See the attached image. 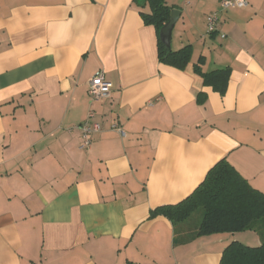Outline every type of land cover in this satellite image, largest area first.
<instances>
[{
	"label": "crops",
	"instance_id": "crops-1",
	"mask_svg": "<svg viewBox=\"0 0 264 264\" xmlns=\"http://www.w3.org/2000/svg\"><path fill=\"white\" fill-rule=\"evenodd\" d=\"M248 2L209 34L220 0H166L180 10L171 48L192 45L180 68L160 60L148 4L0 0V264H219L233 241L261 244L255 230L187 240L195 223L150 218L224 158L264 192V0ZM201 57L230 69L225 94ZM99 70L112 94L91 103ZM92 108L104 130L84 149Z\"/></svg>",
	"mask_w": 264,
	"mask_h": 264
},
{
	"label": "trees",
	"instance_id": "trees-1",
	"mask_svg": "<svg viewBox=\"0 0 264 264\" xmlns=\"http://www.w3.org/2000/svg\"><path fill=\"white\" fill-rule=\"evenodd\" d=\"M143 8L150 6V12H143L146 24H153L158 31V56L160 60L180 68L191 60L192 45L178 50L167 47L160 38L161 28L169 21L174 9L166 0H135ZM201 57L195 64V71L203 78L204 85L226 93L230 69L220 68L203 71ZM203 93H200V96ZM202 211L200 221H190ZM163 215L175 226L176 232L183 225L196 224L186 233L192 239L200 235L219 232H240L255 230L261 237V244L249 246L240 241L231 242L223 251L219 264H264V192L253 187L225 158L210 168L200 185L178 203L166 204L152 209L150 218Z\"/></svg>",
	"mask_w": 264,
	"mask_h": 264
},
{
	"label": "built area",
	"instance_id": "built-area-1",
	"mask_svg": "<svg viewBox=\"0 0 264 264\" xmlns=\"http://www.w3.org/2000/svg\"><path fill=\"white\" fill-rule=\"evenodd\" d=\"M248 4V0H220V9L212 11L206 16L207 33L211 34L218 30L220 15L223 11L231 8H243ZM222 36L225 35L223 34ZM88 93L91 103L101 101L111 96L112 83L106 78L103 70L97 71L89 80ZM96 117V111L92 108L89 110L86 120L78 125L82 133L81 148H89L92 144L94 134L104 130L103 124L98 121ZM111 128L119 132L122 136L126 135L125 130L117 123H113Z\"/></svg>",
	"mask_w": 264,
	"mask_h": 264
},
{
	"label": "water",
	"instance_id": "water-1",
	"mask_svg": "<svg viewBox=\"0 0 264 264\" xmlns=\"http://www.w3.org/2000/svg\"><path fill=\"white\" fill-rule=\"evenodd\" d=\"M179 17H180V10L173 9L169 21L161 28L160 38H161V41L167 47H171L172 31L174 29L175 24L179 20Z\"/></svg>",
	"mask_w": 264,
	"mask_h": 264
},
{
	"label": "rangeland",
	"instance_id": "rangeland-1",
	"mask_svg": "<svg viewBox=\"0 0 264 264\" xmlns=\"http://www.w3.org/2000/svg\"><path fill=\"white\" fill-rule=\"evenodd\" d=\"M202 211H199V212H197V213H195L193 216H192V218H191V220L190 221H200L201 219H202Z\"/></svg>",
	"mask_w": 264,
	"mask_h": 264
}]
</instances>
